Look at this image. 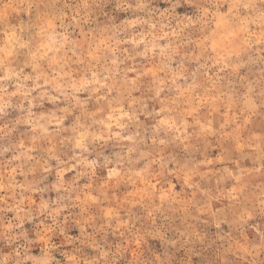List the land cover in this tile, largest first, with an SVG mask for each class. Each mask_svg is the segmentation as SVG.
I'll return each mask as SVG.
<instances>
[{
	"label": "clouds",
	"instance_id": "clouds-1",
	"mask_svg": "<svg viewBox=\"0 0 264 264\" xmlns=\"http://www.w3.org/2000/svg\"><path fill=\"white\" fill-rule=\"evenodd\" d=\"M0 264H264V0H0Z\"/></svg>",
	"mask_w": 264,
	"mask_h": 264
}]
</instances>
